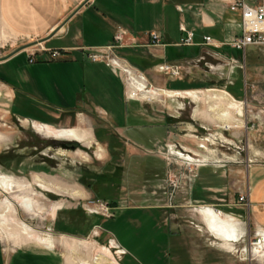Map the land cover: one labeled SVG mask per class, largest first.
Segmentation results:
<instances>
[{
  "label": "rangeland",
  "instance_id": "1",
  "mask_svg": "<svg viewBox=\"0 0 264 264\" xmlns=\"http://www.w3.org/2000/svg\"><path fill=\"white\" fill-rule=\"evenodd\" d=\"M22 1L12 0L16 7L23 6ZM83 1L66 0L69 9L60 21ZM6 2L0 0V7ZM3 22L0 11V56L9 51L8 41L13 40ZM42 39L32 37L25 42L16 36L14 46L26 43L25 47L36 49L33 62L42 53L55 60L40 46ZM257 58L264 59L263 50L257 51ZM117 70L123 77L125 96L136 100L139 109L137 121L123 125V154L109 153L104 144L94 145L87 135L82 143L37 133L34 122L23 120L32 119L13 113L0 88V135L4 140L0 142V173L13 177L27 190L26 194L18 191L19 187L9 193L0 191V259L9 262L38 252L64 264H141L133 255L123 257L117 241L104 227L108 225L104 218L114 215L117 222L123 219V226L132 234L153 227L148 216L146 221L141 219V227L127 215L120 218L121 212L114 206L123 204L153 205L166 224L164 228L178 233L181 247L190 251L193 261L207 255L216 264H264V246L259 241L262 230L254 229L247 219V170L253 164H264V69L244 75L243 84L234 86V101L217 91L221 90L219 82L191 90V94L168 93L151 89L134 73L132 79ZM136 81L143 83L146 92L156 94L142 96L135 88ZM226 98L231 108L226 107ZM61 142L75 147L62 148ZM182 155L194 161H186ZM113 177L122 184L115 193L110 187ZM242 194H247L245 200L240 199ZM21 195L31 201V213L17 200L10 205L4 201L5 196ZM201 206L215 208L239 225L242 234L230 249L206 230L196 211ZM21 223L31 230L26 231ZM142 243L150 252L158 251L150 235H142Z\"/></svg>",
  "mask_w": 264,
  "mask_h": 264
},
{
  "label": "crops",
  "instance_id": "2",
  "mask_svg": "<svg viewBox=\"0 0 264 264\" xmlns=\"http://www.w3.org/2000/svg\"><path fill=\"white\" fill-rule=\"evenodd\" d=\"M65 1L23 0L24 5L16 7L7 0L0 7L3 23L13 38L8 41L9 51L0 56V88L14 114L32 119L23 120L58 130L83 131L91 143L104 144L109 153L123 154V125L137 121L138 103L125 96L123 77L117 69L106 61L90 60L87 53L110 44L118 30L124 34L114 52L121 65L140 76L145 85L147 81L151 89L191 94V90L219 82L221 90L217 91L234 101V86L243 84L244 75L264 69V59L257 58V51L264 48L255 46L246 48L242 68L230 64V59L243 57L241 51L226 44L241 34V11L231 8L237 0H84L61 22L69 9ZM242 1L255 5L259 0ZM181 27L193 33L191 44H180L186 34ZM152 31L159 36L158 43L153 42ZM16 36L25 42L43 37L40 46L61 49L65 54L55 60L46 59V53L38 54L40 59L30 63L28 55L36 49L25 47V42L12 54L17 47ZM204 36H210L211 42L205 43ZM223 101L231 108L228 98ZM54 123L61 127H53ZM110 182L112 193L122 186L115 177ZM247 182V219L249 225L264 233V164L248 168ZM114 208L121 212L120 218L127 215L138 227L146 216L153 219V227L143 234H132L123 226V219L117 222L115 215L104 218L106 231L125 250L123 257L133 255L141 264H216L207 255L193 261L190 251L181 247L178 233L164 228L166 224L153 205L116 204ZM144 234L158 245L156 253L142 243ZM24 255L9 262L0 259V264H64L38 252Z\"/></svg>",
  "mask_w": 264,
  "mask_h": 264
},
{
  "label": "built area",
  "instance_id": "3",
  "mask_svg": "<svg viewBox=\"0 0 264 264\" xmlns=\"http://www.w3.org/2000/svg\"><path fill=\"white\" fill-rule=\"evenodd\" d=\"M232 9L239 8L241 11V34L232 37L229 41L226 42L229 46L238 49L242 52V59H230L231 66H244V52L248 46H255L264 48V0H259L255 5H249L242 0L234 1L231 5ZM183 31H185V36L180 39V44H191L193 33L191 31H186L183 27H181ZM123 32L118 30L114 36L113 41L100 48L91 49L87 55L90 60L92 61H106L107 64L111 65L114 69H120L118 66V62L121 61L119 57L115 54L114 50L118 46L121 45L123 39ZM150 36L153 39L154 43L159 42V36L155 32H150ZM205 43L211 42L210 36L203 37ZM49 54L51 59H59L64 55V50L61 49H53V48H43ZM34 53L31 52L29 54V61L33 62L34 60ZM172 72L177 74V70H173ZM262 79L264 81V72L262 73ZM245 195L242 194L240 199L245 200ZM105 208L107 211L106 207ZM112 240V239H111ZM113 241V240H112ZM119 250H121V254H125V250L121 248L118 244Z\"/></svg>",
  "mask_w": 264,
  "mask_h": 264
},
{
  "label": "bare ground",
  "instance_id": "4",
  "mask_svg": "<svg viewBox=\"0 0 264 264\" xmlns=\"http://www.w3.org/2000/svg\"><path fill=\"white\" fill-rule=\"evenodd\" d=\"M118 63H119L118 66L120 68H122V70L125 71L128 76H130V77L134 76L132 70H130L129 68H124L121 65L120 61ZM137 78H139V77H137ZM135 83H137V85L135 84L136 90H138L140 92V94H142V96L146 97V94H149V95L150 94L151 95L156 94V92H154L153 90L151 92H149V91L146 92L144 90V87L141 85V84H143L142 82L136 81ZM133 95H135V93H131V96H133ZM32 126L37 133L43 134V135L48 136V137H52V138L57 139V140H75V141H79L82 143L86 142V140H87V136H86L87 134H84L83 132L75 130V129L58 130V129H54V128H51L49 126H45V125H42L39 123H33ZM1 141L4 142L3 137L0 135V142ZM182 158L186 161H189V162L194 161V160H192V158L187 157L185 155H182ZM18 187L20 188V190H18V191H21V193L25 192L24 194H26L27 190L25 189V186H23L21 183H18L13 177L0 173V191L9 193ZM16 200L18 201V205H20L24 211L31 213V211L33 210V208H32L33 205L30 203L31 201L29 200V198L26 199L24 196L21 195V197L12 196L11 198H8L5 196V199H4V201L7 203V205H10V204L15 203V202L17 203ZM196 211L201 215L202 221L205 225L206 230L210 234H212L214 238L224 242L225 248L230 249L231 246H229V245H232L233 243H235L239 240L242 233L238 230L239 225H237V223H235L229 219H226L225 215H221V213L215 212L212 208H210L208 206H201L200 208L196 209ZM22 225H23L22 227L26 231L31 230V228L29 226H26L24 224H22ZM29 236L31 237V235H29ZM34 239L37 240L39 243L47 246L45 241H43L42 239H39L36 237ZM259 241H261V243H263L262 246H264V233L261 237V240H259ZM71 247L75 248V244L71 245ZM76 247H78V246H76ZM118 252L121 253V251H119V250H118Z\"/></svg>",
  "mask_w": 264,
  "mask_h": 264
},
{
  "label": "water",
  "instance_id": "5",
  "mask_svg": "<svg viewBox=\"0 0 264 264\" xmlns=\"http://www.w3.org/2000/svg\"><path fill=\"white\" fill-rule=\"evenodd\" d=\"M21 48H23V47H18V48H16V49H14L13 51H12V54L13 53H15V52H17L18 50H20ZM60 146L62 147V148H65V149H68V148H70V149H74V145H68L67 143H64V142H61L60 143Z\"/></svg>",
  "mask_w": 264,
  "mask_h": 264
}]
</instances>
